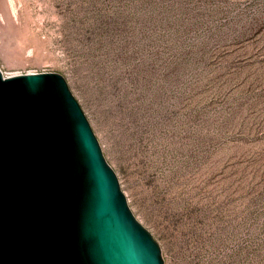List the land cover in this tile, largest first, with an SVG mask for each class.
<instances>
[{
  "label": "rangeland",
  "instance_id": "1",
  "mask_svg": "<svg viewBox=\"0 0 264 264\" xmlns=\"http://www.w3.org/2000/svg\"><path fill=\"white\" fill-rule=\"evenodd\" d=\"M7 10L2 73L64 77L164 264H264V0Z\"/></svg>",
  "mask_w": 264,
  "mask_h": 264
},
{
  "label": "water",
  "instance_id": "2",
  "mask_svg": "<svg viewBox=\"0 0 264 264\" xmlns=\"http://www.w3.org/2000/svg\"><path fill=\"white\" fill-rule=\"evenodd\" d=\"M0 264H164L59 73L0 69Z\"/></svg>",
  "mask_w": 264,
  "mask_h": 264
},
{
  "label": "bare ground",
  "instance_id": "3",
  "mask_svg": "<svg viewBox=\"0 0 264 264\" xmlns=\"http://www.w3.org/2000/svg\"><path fill=\"white\" fill-rule=\"evenodd\" d=\"M19 1L20 0H0V27L2 26V19H1V13H2V8H3V5H7V11H4V16H6V21L7 23H10L11 25L13 26H17L19 23V16H18V11H17V6L19 4ZM6 9V8H5ZM9 21V22H8ZM20 25V24H19ZM20 28V27H18ZM19 31V30H18ZM0 35H1V31H0ZM3 58H4V55H1ZM15 58L14 56L10 53L8 55V57L6 58V61L7 62L6 64L8 66H12L14 65L16 62H15Z\"/></svg>",
  "mask_w": 264,
  "mask_h": 264
}]
</instances>
